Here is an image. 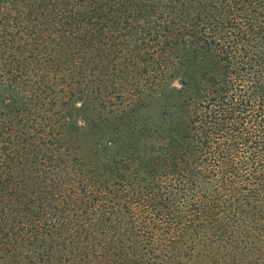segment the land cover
<instances>
[{
	"label": "trees",
	"instance_id": "16d2710c",
	"mask_svg": "<svg viewBox=\"0 0 264 264\" xmlns=\"http://www.w3.org/2000/svg\"><path fill=\"white\" fill-rule=\"evenodd\" d=\"M148 1L28 0L14 17L20 29L8 45L13 84L31 80L16 67L22 49L34 44V51L49 52L44 44L55 34L49 24H63L62 34L71 36L67 42L78 54L91 46L101 59L98 52L108 45L107 61L125 56L122 75L106 68L104 79L99 61L85 67L83 57L75 61L69 54L74 82L81 85L77 92L71 87L69 99L104 88L128 110L120 134L97 143L96 160L86 158L69 136L66 143L57 141H64L69 121L59 113L61 135L54 137L67 177L44 179L33 199L36 215L21 200L13 172L12 180L1 176L0 264H264V0H217L216 37L184 42L191 49L201 40L198 53L187 50L198 72L180 71L178 29L172 25L167 30L173 37L162 41L161 52H145L144 42L125 51L131 43L123 18L144 13ZM29 90L34 95L38 88ZM86 105L69 106L84 111ZM14 121L6 120L4 128L13 130ZM11 144L18 156L21 149ZM8 192L9 209L3 199ZM39 215L44 221L31 237L27 224L36 227Z\"/></svg>",
	"mask_w": 264,
	"mask_h": 264
},
{
	"label": "rangeland",
	"instance_id": "374dc122",
	"mask_svg": "<svg viewBox=\"0 0 264 264\" xmlns=\"http://www.w3.org/2000/svg\"><path fill=\"white\" fill-rule=\"evenodd\" d=\"M27 2L28 0H0V24L5 19L8 22L0 27V180L2 175H5L7 179H11L10 173L13 172L12 179L22 193L21 200L26 203L29 202L33 206L34 215H36V212L38 213L39 210L33 199L40 195L44 179L48 178L47 180L49 181L51 178H54L61 181L65 177L62 172L65 169V163L59 160V154L62 149L57 141L66 143V137L69 136L73 143L81 146L86 158L99 159V152L101 150L97 149V143L103 141L105 138L107 139V137H116L120 134L121 123L126 119L125 116H122L125 114L123 111L128 109L125 108L126 110H123L124 105L118 102L120 98H116L115 93H111V90L108 91L104 88L91 90V85V91L86 98L77 93L74 99H69L73 95L71 87H75L74 91L77 92L81 86L74 82L75 77H73L72 62H70L69 54L73 52L75 61L79 57H83L81 64H86L85 67L92 63L96 65L99 61L100 76L104 79L105 74L103 70L106 68H116L117 74L122 75L121 67H125V56L118 55L117 58L111 59V62L107 61V56H111L108 45L105 47L106 50L98 52L99 54H103L101 59L98 58L96 49L91 46L84 47L80 51L81 55L78 54L74 48H70V44L67 42L71 36L65 34L66 38L62 34L63 24H49L55 31V34L52 36V39L55 40L52 41V39L47 38L44 44L49 52L44 53L43 50L37 51L36 49L37 52L34 51L32 48L34 44L27 46L26 50L22 49L21 53L23 55H19L22 65L16 67L21 69V71H28L27 74L31 80L23 84L12 83L8 70L13 52L11 54V49H8L10 47L8 45L12 43L10 42L13 40L12 34L13 36L15 32L18 34V30L20 29L18 26H13L15 25L14 22L17 23L19 18L17 20L13 19ZM220 6L221 4L217 3V0H186L185 3H181L180 0H149L144 6L146 9L144 13L139 14L138 12L135 14L134 12V15H131L130 18H127V16L123 18L125 21L128 19L129 32L127 37L131 43L125 48V51L131 52L130 48H135L137 45L144 47L145 43L146 47L143 48L145 52H147V49L150 52L153 51L155 54L161 52L162 41L173 37L167 30V27L172 25L178 29L176 31L177 42H175V53L178 55L176 63L177 65L179 64L180 71L185 72L190 69V71L198 72L201 68L191 64L187 50L190 53L192 51L198 53L195 49L202 47L200 46L201 40L196 39L191 49L185 46L184 42L185 39L194 38L196 35H199L201 39V35L205 38L216 37L214 25ZM7 12L10 15L3 18ZM90 34H86V36L90 37ZM47 35H43L42 37ZM60 45H62V50L59 48ZM60 53L62 54L61 57ZM200 53L207 54L210 58L211 53L208 50L200 49ZM128 59L133 62V58ZM202 59L200 58V60ZM107 64L110 66L107 67ZM57 65H60L62 68L59 73L54 71ZM128 66L131 67V64L129 63ZM35 67L40 68V82L37 81V76L35 75L37 69ZM131 69L133 68L131 67ZM92 76L93 74L91 73L90 77L93 85ZM35 85L38 91L33 95L30 92L31 90L27 91V89H31ZM49 85L51 86V91H48ZM37 95H45L46 100L38 101ZM128 95L129 98L133 97L130 92H128ZM129 98L124 99L125 103ZM45 102L47 105L43 104ZM84 103L87 104L84 111H77L76 109H71L74 106H69L70 104H77L79 107H83ZM148 111L150 109H146L142 113L147 115ZM39 112L44 113H41L42 116L40 114V119L36 118ZM61 112L64 118L69 120L66 125L68 133H64L62 130L64 141H61L62 137H59L56 141L54 136L61 135L57 133L60 128L59 116ZM43 116H47L45 123L41 120ZM76 117L82 120L79 123L81 129H79V126L74 127V124H72L77 119ZM81 117L88 119L86 123ZM10 118H15L12 125L13 130L4 128L6 120ZM11 142L14 143L13 145L17 149H21L18 156L14 155L16 148L15 151L11 149ZM60 175L64 177L61 176V178ZM12 186L13 183H10V190ZM3 199L7 202V209L11 208L9 204L13 205L12 195H9V192L7 195L3 194ZM47 211L51 210L47 209ZM43 221V215H39L35 219L36 227L33 225L34 228H31L29 226L30 223L27 224L28 231L33 229L31 237L36 235V230L40 231L39 225ZM34 247V245L33 247L31 246V249Z\"/></svg>",
	"mask_w": 264,
	"mask_h": 264
}]
</instances>
